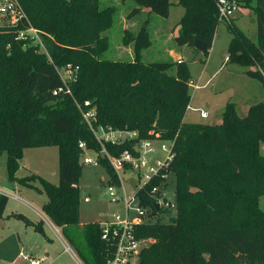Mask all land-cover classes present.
I'll list each match as a JSON object with an SVG mask.
<instances>
[{"label": "trees", "instance_id": "trees-1", "mask_svg": "<svg viewBox=\"0 0 264 264\" xmlns=\"http://www.w3.org/2000/svg\"><path fill=\"white\" fill-rule=\"evenodd\" d=\"M18 1L30 25L43 33L47 51L31 40L16 39L22 22L0 24V157L6 156L8 183L31 186L33 178L14 176L17 158L31 144L58 148L59 181L41 180L47 197L41 211L75 255L85 264H106L112 250L101 239L100 222L81 225L79 220L78 143L99 150L81 112L94 110L98 125L135 130L139 140L171 143L172 157L164 169L175 175L176 213L167 223L137 227L136 237L152 242L140 250L136 264H264V209L259 203L264 196V101L249 106L245 117L228 102L218 125L186 122L188 69L171 59L144 62L143 51L151 44L145 28L130 40L131 59H111L106 37L99 34L108 26L112 8H99V0ZM171 1L132 0L130 13L145 9L166 18ZM216 1L178 0L183 14L174 37L177 46L194 49L198 39L208 56L221 23ZM237 2L239 7L241 0ZM242 3L252 10L255 35L248 38L226 23L231 36L227 60L247 68L246 75L264 89V0ZM68 64L74 75L65 85L58 69ZM128 149L127 143L105 145L113 157ZM99 163L107 185L116 183L107 160ZM160 183L156 178L137 194L141 206L151 208V217L158 210L148 192ZM7 202L0 193V218ZM11 216L31 225L20 214Z\"/></svg>", "mask_w": 264, "mask_h": 264}, {"label": "rangeland", "instance_id": "rangeland-1", "mask_svg": "<svg viewBox=\"0 0 264 264\" xmlns=\"http://www.w3.org/2000/svg\"><path fill=\"white\" fill-rule=\"evenodd\" d=\"M242 1L230 23L248 38H253L256 25L252 10ZM171 2L169 15L163 18L145 9L131 14L134 8L132 0H99V8L113 9L112 12L108 11L107 29L99 34L106 37L108 43L109 54L106 57L119 60L131 59L133 52L130 40L143 27L151 42L143 51V61L148 63L171 59L177 66L186 67L190 80L199 85L197 90L189 88L190 101L185 114L186 122L218 125L223 120L222 113L228 102L234 104L239 117H245L249 106L264 101V89L258 80L246 75L247 68L233 65L226 59L231 38L227 24L225 22L219 24L208 56L204 57L202 53L191 47L175 44L174 37L177 35V25L183 14V8L178 5V0ZM4 22L10 23L8 18L0 14V24ZM43 49L45 51L44 46ZM58 70L60 71V68ZM200 111L205 112L207 117L201 118ZM162 144L164 142L160 140L152 141L151 147L154 153L151 164L156 161L163 162L167 158V153L161 150ZM260 149L264 153V145H261ZM86 154L90 157L95 155L91 151H86ZM5 158V154L0 157V189L11 196H7V206L0 218V264H14L13 261L17 259L19 264H27L22 256L39 258L42 254L46 258L45 264H85L76 255L77 259L70 253L62 252L63 246L46 225L45 218L36 214L37 211L44 214L41 210L47 202L41 180L53 185L58 184V148L47 144H31L17 158L18 168L14 176L18 179L33 178L30 182L31 186L17 183L2 185L7 183L4 170ZM107 179L103 166L82 165L78 180L81 225L112 220L116 214H123L122 203L110 201ZM124 180H128L124 181L126 195L134 194L138 186L136 177L124 175ZM161 191L160 198L169 201L170 207L160 205L158 211L152 217L150 213V217L146 219L149 222L167 223L170 214L176 213L175 175L171 170L161 184ZM84 198H88L87 203L83 201ZM259 203L264 209V196L260 198ZM31 206L36 211H33ZM148 211L150 212V209ZM12 213L20 214L34 224L40 222L42 232L33 225H26L23 220L11 216ZM61 236L66 240L62 233ZM70 248L75 254L73 247ZM136 262L137 258L132 264Z\"/></svg>", "mask_w": 264, "mask_h": 264}, {"label": "built area", "instance_id": "built-area-1", "mask_svg": "<svg viewBox=\"0 0 264 264\" xmlns=\"http://www.w3.org/2000/svg\"><path fill=\"white\" fill-rule=\"evenodd\" d=\"M216 6L218 19L221 22L229 24L230 19L238 9V2L237 0H217ZM0 14L9 19L12 27L16 26V22L25 24L18 29L16 39L31 40L34 44L38 43L44 51L41 40L43 33L30 25L18 0H0ZM58 73L62 81L65 82V85L66 80L73 79L74 73L69 64L60 69V71L58 70ZM188 85L193 90L199 88V85L194 84L192 80L189 81ZM81 115L95 143L99 147V150H89L84 142H79L78 148L82 152L81 164L96 167L100 165V159L107 160L117 180L116 183L107 185L108 196L111 202H121L123 207V214H116L112 220L100 222L102 227L101 239L112 247L111 255L107 258L106 264H132L140 250L152 242L150 239H138L136 237L135 230L138 226L149 222L146 219L150 217V213L152 212L151 208L141 206L137 194L144 191L153 180L159 178L161 179L160 185H152L148 194L158 206L170 207L169 201L161 199L160 196L162 192L161 184L168 173L164 168L172 157L171 143L169 141H162L164 144L161 145V150L167 153V158L163 162L156 161L154 164H151L152 154L154 153L151 143L154 140H139L138 132L128 128L113 129L109 126L98 125L94 110L81 112ZM200 117L206 118L207 114L200 111ZM122 143H127L130 149L123 151L117 157L111 156L105 150L106 144L119 145ZM165 144H168V146ZM86 151L93 152L95 154L94 157L88 156ZM162 170L164 171L162 172ZM124 175L136 177V185L138 184V186L134 194L126 195L124 181H128L129 179L124 180ZM12 197L18 199L16 196ZM83 201L87 203L88 198H84ZM31 207L33 211H36L33 206ZM148 209H150V212ZM36 214H40L41 217L45 218L46 225L62 243L64 251L72 254L73 251L62 238L60 229L55 227L45 214H42L40 211H37ZM22 259L27 264H45L46 261L44 256L39 258L22 256Z\"/></svg>", "mask_w": 264, "mask_h": 264}, {"label": "crops", "instance_id": "crops-1", "mask_svg": "<svg viewBox=\"0 0 264 264\" xmlns=\"http://www.w3.org/2000/svg\"><path fill=\"white\" fill-rule=\"evenodd\" d=\"M3 184L7 185V184H9V183H8V182H7V183H2V185H3ZM5 185H3V186H5ZM11 188H14V187H11ZM0 193L4 194V195H6V196H11L9 193L4 192V191L1 190V189H0ZM7 198H8V197H7ZM29 222H31V225H29V226H32V225H33V226L35 227V226L38 224V223H37V224H34V223H33L32 221H30V220H29ZM39 223H40V222H39ZM40 224H41V223H40ZM35 228H36V227H35ZM37 229H38L39 232H42L41 225H40ZM52 232H53V231H52ZM60 243H61V242H60ZM61 244H62V243H61ZM62 246H63V245H62ZM72 251H73V250H72ZM62 252H63V253H67V252L64 251V249H63ZM32 256H33V255H32ZM40 256H43V254L40 255ZM72 256H73L75 259H77L74 253H72ZM35 257H38V256H35ZM13 262H14V264H19V260H18V259L15 260V261H13Z\"/></svg>", "mask_w": 264, "mask_h": 264}, {"label": "water", "instance_id": "water-1", "mask_svg": "<svg viewBox=\"0 0 264 264\" xmlns=\"http://www.w3.org/2000/svg\"><path fill=\"white\" fill-rule=\"evenodd\" d=\"M193 47L194 49H196L197 51H199L200 53H204L206 51V45L204 42H202L201 40L195 39L193 42ZM156 210L159 209V206L156 204L155 205Z\"/></svg>", "mask_w": 264, "mask_h": 264}]
</instances>
